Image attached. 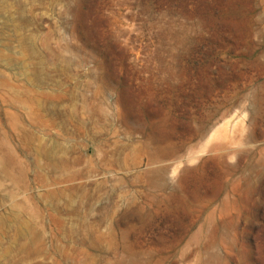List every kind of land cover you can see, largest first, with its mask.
Returning a JSON list of instances; mask_svg holds the SVG:
<instances>
[{"label":"rangeland","instance_id":"374dc122","mask_svg":"<svg viewBox=\"0 0 264 264\" xmlns=\"http://www.w3.org/2000/svg\"><path fill=\"white\" fill-rule=\"evenodd\" d=\"M0 264H264V0H0Z\"/></svg>","mask_w":264,"mask_h":264},{"label":"bare ground","instance_id":"6f19581e","mask_svg":"<svg viewBox=\"0 0 264 264\" xmlns=\"http://www.w3.org/2000/svg\"><path fill=\"white\" fill-rule=\"evenodd\" d=\"M153 152L158 156V157H162V156H164V157H166V156H169L170 154H167L166 152H163V151H161V150H159V149H153ZM174 154V153H173ZM172 154V155H173ZM156 158V157H155ZM171 160V159H170ZM165 162V161H164Z\"/></svg>","mask_w":264,"mask_h":264}]
</instances>
